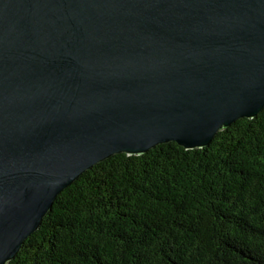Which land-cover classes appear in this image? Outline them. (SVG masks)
Instances as JSON below:
<instances>
[{"label": "water", "instance_id": "1", "mask_svg": "<svg viewBox=\"0 0 264 264\" xmlns=\"http://www.w3.org/2000/svg\"><path fill=\"white\" fill-rule=\"evenodd\" d=\"M263 109L264 0H0V264L93 166Z\"/></svg>", "mask_w": 264, "mask_h": 264}, {"label": "trees", "instance_id": "2", "mask_svg": "<svg viewBox=\"0 0 264 264\" xmlns=\"http://www.w3.org/2000/svg\"><path fill=\"white\" fill-rule=\"evenodd\" d=\"M8 264H264V109L205 148L93 166Z\"/></svg>", "mask_w": 264, "mask_h": 264}]
</instances>
